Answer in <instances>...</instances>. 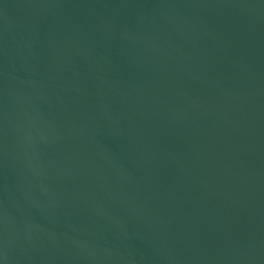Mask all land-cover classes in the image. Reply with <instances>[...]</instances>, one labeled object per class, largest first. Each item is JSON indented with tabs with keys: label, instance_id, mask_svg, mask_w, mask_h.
<instances>
[{
	"label": "water",
	"instance_id": "water-1",
	"mask_svg": "<svg viewBox=\"0 0 264 264\" xmlns=\"http://www.w3.org/2000/svg\"><path fill=\"white\" fill-rule=\"evenodd\" d=\"M0 264H264V0H0Z\"/></svg>",
	"mask_w": 264,
	"mask_h": 264
}]
</instances>
